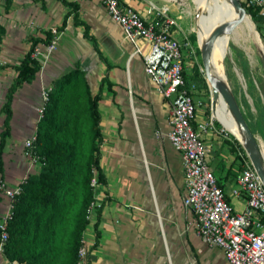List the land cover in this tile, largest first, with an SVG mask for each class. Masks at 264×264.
Instances as JSON below:
<instances>
[{"label":"crops","instance_id":"obj_1","mask_svg":"<svg viewBox=\"0 0 264 264\" xmlns=\"http://www.w3.org/2000/svg\"><path fill=\"white\" fill-rule=\"evenodd\" d=\"M66 1L76 3V8L63 0H0V24L5 29L0 41V60L7 62L5 65H0V81L5 80L6 77L13 80L16 75L15 65L30 45L29 37L43 36L48 29L54 32L53 38L57 42L56 49L51 55L44 56L41 55L40 50H44L46 44L38 43L36 56L41 63L40 69L32 81L23 82L18 90H22L27 98L34 100L39 97L42 88L50 87L52 79L73 67L76 61L86 68L87 76L93 70V76L101 78L105 64L100 60L93 41L83 35L84 26L75 22L74 13L77 14L79 20L88 25V33L96 38L98 49L112 66L108 73L113 82V92L104 90L99 103L102 142L106 140L111 144L109 143V147L104 148L105 152H101L100 164L106 180L97 186L94 197L103 202L107 194L114 197L121 184L125 185L127 168L119 165V159L114 154L115 152L123 149L126 156L130 155L132 151L140 153L134 166L129 169L134 176L130 182L135 187L142 203L145 202L146 196L151 194L164 249L168 255L169 264H173L163 227L164 217L161 216L159 204H162V209H167L170 206L177 207V210L181 211L180 219H184L187 214L186 217L192 220V226L194 225V213L187 208L188 211L185 214L183 209L185 206L182 198L186 193V186L181 153L171 145L167 136L170 129V100L161 94L148 77L144 70L142 54L134 52L132 42L125 37L121 26L110 18L99 0ZM123 1L148 18L155 13L152 6L157 9L165 8V12L174 18L173 33L175 37L181 42L184 40L189 42L184 50L185 64L187 63L188 50L193 43L186 31L192 32L194 45L195 32L193 24L191 27L187 21L182 0L181 2L177 0ZM64 18L65 23L62 28L57 30L56 28L62 25ZM140 47L142 52L148 50V44L142 41ZM188 69L187 66L186 71L190 82L194 84V98L197 102L194 123L198 124L206 118L199 106L194 71L192 72L191 68ZM199 69L201 71V68ZM98 83L96 82V85ZM15 100L13 96L12 129L8 140L12 139L14 135L16 137V134L22 135L24 133L22 130L30 121V107L26 102H23L20 106V127L17 129L14 127V123H17ZM3 101L0 100V108ZM3 116L4 113L1 111L0 125H2ZM203 138L209 148V163L226 198L234 209L241 210L245 205V198L242 195L232 194V188L236 186L235 176L242 166V157L239 155L242 146L237 149L231 139L222 133V129L216 126L207 129ZM7 145H9L8 141ZM232 145L235 146L234 149L231 148ZM4 178L8 179L6 169ZM1 202L0 204L3 205L4 201ZM121 205L115 200L104 203V208H101L98 217L100 237L96 246L92 244L95 238L94 221L97 216L95 215V218L91 222L89 221L91 230L89 229L87 232L89 237H87L86 262L88 264L162 263L159 262V258L162 256L153 253L154 248L151 247L149 251H144L145 254L147 252L148 259L147 255L144 260L141 258L140 253L143 252V249L136 245L137 236H135V232L131 231L132 226L128 224ZM168 227V224H165V228L168 229ZM196 243L197 245L194 247L197 255L195 264H227L224 250L220 246L208 244L202 238ZM150 254L153 256L151 259Z\"/></svg>","mask_w":264,"mask_h":264},{"label":"trees","instance_id":"obj_2","mask_svg":"<svg viewBox=\"0 0 264 264\" xmlns=\"http://www.w3.org/2000/svg\"><path fill=\"white\" fill-rule=\"evenodd\" d=\"M68 3L73 8L77 6ZM246 7L254 18L257 8ZM74 20L84 26L83 35L93 41L105 70L96 90L79 61L50 83L48 98L34 130L33 151L40 167L18 183L20 190L14 195L5 227L4 256L7 260H17L19 264H81L78 249L89 223L88 205L94 200L95 188L91 183L94 171L99 183L106 180L100 164L103 137L99 103L104 90L113 92L108 73L112 66L98 49L96 38L88 33V25L79 20L76 13ZM64 23L65 18L56 29L62 28ZM4 30L0 24V38ZM53 36L54 32L48 29L43 36L29 37L30 45L15 65L16 75L6 90L0 108L4 113L0 129V191L5 177L3 153L12 129L13 94L20 84L34 79L41 66L35 55L36 47L38 43H50ZM193 76H202L197 65ZM102 205L103 202L96 210L93 246L98 244L100 237L98 217ZM1 232L0 229V237Z\"/></svg>","mask_w":264,"mask_h":264},{"label":"built area","instance_id":"obj_3","mask_svg":"<svg viewBox=\"0 0 264 264\" xmlns=\"http://www.w3.org/2000/svg\"><path fill=\"white\" fill-rule=\"evenodd\" d=\"M112 20L117 22L125 37L134 45V52L142 54L144 70L164 97L170 100V129L167 132L171 145L181 153L185 177L186 193L183 205L194 213L196 232L208 244L220 246L224 250L227 264H264V183L250 162L245 150L241 149L242 166L235 176L236 186L232 194L244 196L245 205L241 210L233 208L226 198L223 188L209 163V148L203 134L214 128L213 116L194 123L197 102L194 98V84L187 78L185 67V47L188 40L181 42L173 33L174 18L165 8H155L148 18L123 0H99ZM246 4L257 8L255 23L264 35V0H246ZM141 41L148 44L142 52ZM56 39L46 44L50 52ZM38 53L36 47L35 55ZM50 87L42 88V102L38 117ZM35 131L26 136L24 147L33 162L38 158L33 151ZM95 171L91 183L100 184ZM20 187L5 188L4 195L13 200ZM98 204V203H97ZM100 203L98 204L99 207ZM12 203L0 219V264H19L17 260H7L3 253L5 231ZM85 244L78 249V262L86 263Z\"/></svg>","mask_w":264,"mask_h":264},{"label":"rangeland","instance_id":"obj_4","mask_svg":"<svg viewBox=\"0 0 264 264\" xmlns=\"http://www.w3.org/2000/svg\"><path fill=\"white\" fill-rule=\"evenodd\" d=\"M177 1L181 2V0ZM240 2L245 8V13L250 15L246 7V1L240 0ZM181 3L183 5L182 7L185 9L189 25L191 27L192 24L193 26H195L194 19L198 10V2L196 0H182ZM250 18L253 22L254 28L260 31V29L255 23L254 18L251 15ZM197 21L199 23V37L200 41L202 42L203 35L201 31L202 24L200 18H198ZM186 32L187 34H189V38L191 39L193 45L188 50L189 59L186 63L187 65L185 64V67L188 66V70H190L191 68L193 72L196 65L198 66V68L201 67L199 61V52L196 47V44L194 45L192 32ZM260 36L262 39L264 38L262 35ZM46 46L47 45L44 46V50H40L41 55H51L56 49L57 42L55 43V47L50 52L47 50L48 46ZM228 52V54H226L227 57L225 56V64L223 68L224 78H226L227 76L229 85L257 142L259 140L261 144H264V56L263 54H261L254 42V34L250 31L243 32L242 28L239 25H237L236 27L234 37H231L228 42ZM194 61H196V64ZM6 63L7 62H5V60H0V65H5ZM200 72L202 76H195V80L197 83L196 91L199 96V106L201 108V112L204 113V117L206 119L213 116L215 126L217 128L222 129V133H224L231 139L232 143L236 145L237 149L240 148V146H242L240 141L236 138L234 134L227 130L225 126L221 123V121L218 119V117L214 115L211 104L210 84L204 75L203 69ZM93 75V70H91V73L88 77L91 86L95 90L97 87L96 82H99L100 77L95 78V76ZM11 82L12 80L10 79V77H6L5 80L2 79L0 81V100H5L6 90ZM20 86L21 84L18 87ZM41 91L39 97L34 100L32 98H27L26 95H24V92L20 89L18 90V88L13 94L16 99L15 101L17 121V123H14V127H16V129L20 127V106H22L21 103L23 102H26L30 107V121L28 125L24 128V130H22V133L24 131L22 135H18L15 133L16 137L14 135L12 139L8 140L9 145L5 147V152L3 153L5 169L7 170L8 179L4 178L3 185L1 186L0 202H4L3 205L0 204V219L6 213L10 206V203H12L13 201L11 200V198L4 195V189L17 187L18 183L27 174L37 171L40 167L39 161L33 162V157L29 155L28 151L24 147L23 142L26 136L35 130L36 120L38 118L39 108L42 102ZM1 128L2 125H0V129ZM109 143L111 144V142L104 140L100 144V157L101 152H105L104 148L109 147ZM114 154L118 156L119 165L121 167L123 166L127 168L126 178L124 182L125 185L121 184L120 189L117 191V193L114 194V197H110V195L107 194V196L104 197L105 199L103 201V205L106 201L109 202L110 200H115L122 204V211H124V213L126 214L128 224H131L132 226L131 231L135 232V236H137L136 245L143 249V252L140 253L141 258H143V260L147 255V252L145 254L144 251H149V248L151 247L154 248L153 253L162 256V258H159V262H162L160 264H169V259L164 249V243L161 236V229L156 217V211L155 206L153 204L152 196L149 193L146 196L145 202L142 203L137 195L136 190L134 189L135 187H133V184L130 182L131 178H133L134 176L129 171V169L134 166L135 161H137V158H139L138 155H140V153L138 154L137 152L132 151L130 155L126 156L125 152L122 149L121 151L118 150V152H115ZM98 185H96L95 191ZM97 203L99 204L101 203V201H98V199L96 200L94 197V200L88 205L87 217L90 222L95 218L96 210L99 208ZM103 205L102 208H104ZM159 209L161 211V216L165 219H163V227L165 230L164 232H166V239L169 245L172 263L181 264L182 262H184V264H195V256L197 257V255L194 251V247L197 245L196 241L201 239L199 238L201 236L196 232L195 228L192 226V220L186 217V211H188L187 208H183L186 214L184 219H180L179 214L181 213V211L179 212V210H177V207L175 206H170L167 209H162V204H159ZM89 223L86 225L83 231L82 238L83 244H85V247L87 248V252V237H89V233L87 234V232L90 229ZM165 224H168V229L165 228ZM127 230L130 231L129 229ZM151 255L152 254L149 255L150 259L153 258V256Z\"/></svg>","mask_w":264,"mask_h":264},{"label":"bare ground","instance_id":"obj_5","mask_svg":"<svg viewBox=\"0 0 264 264\" xmlns=\"http://www.w3.org/2000/svg\"><path fill=\"white\" fill-rule=\"evenodd\" d=\"M196 1L198 2V9H204V12H208L206 15H199L202 24L201 31L203 41L205 39L209 41L211 36L215 35V30H217V28H221V32L212 40V48L208 53L211 59L214 76L224 78L223 68L225 64V56L229 53L228 42L231 37H234L237 25L242 28L243 32L250 31L254 34V42L261 54L264 56L263 39L255 34V28L250 16L245 13V11L240 9L233 0ZM209 78L211 80L208 79V82L211 86L212 80L214 79L213 75L210 74ZM212 109L214 115L218 117L225 128L234 134L239 141H243V136L235 118L221 94L217 95L215 102L212 104ZM258 145L264 162V144H261L258 140Z\"/></svg>","mask_w":264,"mask_h":264},{"label":"water","instance_id":"obj_6","mask_svg":"<svg viewBox=\"0 0 264 264\" xmlns=\"http://www.w3.org/2000/svg\"><path fill=\"white\" fill-rule=\"evenodd\" d=\"M237 6L242 9L243 11H245V8L242 6L240 0H233ZM211 8V7H210ZM205 10L203 9H198L195 15V26H194V32H195V44L196 47L198 49L199 52V61L201 64V71L203 69L204 75L208 81L209 75L212 74L213 75V80H212V84L210 86V91H211V104H213L217 98L218 94H221L226 103L227 106L229 108V110L231 111V113L233 114L235 121L241 131V134L243 136V141L241 140L240 143L242 145V147L244 148L250 162L252 163V165L254 166V168L256 169L258 175L260 176L262 182L264 183V162L262 160L261 157V151L258 145V142L252 132V130L250 129L247 120L245 119L240 106L238 104V101L229 85V82L227 80V76L226 78H221V77H217L214 76L213 74V69H212V64H211V59L209 57V52L212 48V40L221 32V28H217V30H215V35L211 36V39L209 41H207L206 39L204 41H200V37H199V23H198V18L199 15L202 14V16L205 14H207L208 12H204ZM250 16V15H249ZM255 30V34L261 38V33L259 30L254 29ZM211 80V79H210Z\"/></svg>","mask_w":264,"mask_h":264}]
</instances>
